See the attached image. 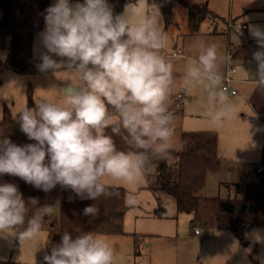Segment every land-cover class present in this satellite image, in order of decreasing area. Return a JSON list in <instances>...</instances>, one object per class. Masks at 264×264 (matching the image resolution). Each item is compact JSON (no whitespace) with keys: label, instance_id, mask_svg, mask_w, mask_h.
I'll use <instances>...</instances> for the list:
<instances>
[{"label":"clouds","instance_id":"obj_1","mask_svg":"<svg viewBox=\"0 0 264 264\" xmlns=\"http://www.w3.org/2000/svg\"><path fill=\"white\" fill-rule=\"evenodd\" d=\"M46 12L39 34L45 51L37 67L54 75L64 70L74 79L63 81L58 98H42L34 108L25 105L18 111L21 131L35 143L18 146L0 133V175L19 177L45 193L60 185L80 200L93 201L113 194L109 180L139 185L155 173L157 162L181 150L171 110L174 66L165 55L169 45L160 25V5L135 0L114 14L108 0H56ZM249 31L259 50L253 53L256 72L247 78L255 89H264V28L252 26ZM186 63L180 90L199 84L210 125L223 126L236 113L221 88L217 46L201 44L198 55ZM114 136L128 150L118 149ZM37 204L36 198L26 204L17 185L0 184V237H14L21 246L35 239L52 210ZM99 212L95 204L83 209L92 218ZM255 231L254 242L264 243ZM114 261L106 240L92 233L73 239L69 231L43 256V264Z\"/></svg>","mask_w":264,"mask_h":264},{"label":"rangeland","instance_id":"obj_2","mask_svg":"<svg viewBox=\"0 0 264 264\" xmlns=\"http://www.w3.org/2000/svg\"><path fill=\"white\" fill-rule=\"evenodd\" d=\"M207 1L209 9L217 14L218 20L216 24L203 21L196 35L189 34L184 10L176 3L172 7L171 23L167 27L164 26L162 16L160 18V25L168 37L169 46L165 55L176 73L172 96L180 92L187 66L186 59L197 56L201 44L217 46L223 74L222 88L228 67L229 48L239 43L240 36L253 38L249 31L252 26L264 28V0ZM54 3L56 0H52L50 6ZM75 3L77 2L72 4ZM230 18L248 25L247 35L244 30H229L227 26L225 30L224 21ZM44 29L45 23L34 37L33 56L37 65L41 63L40 53L45 51L39 38ZM6 56V49H0V119L3 105H7L11 113L16 115L28 103L29 89L35 103L42 98L55 99L61 95L59 87L64 86L63 81L74 79V76L64 70L58 71L56 75L51 71L39 70L16 72L5 66ZM53 58L60 59L55 56ZM231 62L236 73L231 75L229 86L236 93L223 92L236 114L223 126L210 125L206 94L199 84L187 92L182 91V97L171 104L178 145L182 131L209 130L217 136L220 159L216 169L206 172L205 184L198 193L202 197L241 198L247 184H258L261 179L264 180V123L255 116L247 102L254 88L247 78L248 73L255 74L257 63L233 58ZM53 84L57 88H51ZM258 167H263L262 173L256 172ZM109 182L111 186H122L127 191L128 206L122 234L98 235L113 249L114 264H264V243L254 242L255 230H259V234L264 237V225H251L243 233L241 240L233 231L224 228L212 230L217 234L215 240L209 238L211 231L199 228L202 234L196 236V228L190 226L191 215L177 211L172 196L165 193L153 194L144 188L145 180L137 186L112 180ZM157 209L163 218L154 216ZM48 234V229L43 228L35 239L22 246L14 237H0V264H43L45 248H39L46 244Z\"/></svg>","mask_w":264,"mask_h":264},{"label":"trees","instance_id":"obj_3","mask_svg":"<svg viewBox=\"0 0 264 264\" xmlns=\"http://www.w3.org/2000/svg\"><path fill=\"white\" fill-rule=\"evenodd\" d=\"M73 2L84 3L85 0H70V3ZM129 2L135 0H108L113 6L114 14L122 13L125 4ZM148 3L160 5L165 27L171 23L172 6L176 3L184 8L190 34L198 33L201 22L206 18L216 17L209 10L206 0H148ZM50 4L51 0H0V49L7 51L5 66L20 73L39 70L33 56V43L36 32L44 26L46 9ZM257 50V43L246 39L229 48L233 59L252 60L255 63L253 53ZM248 101L258 117L264 121V89H255ZM27 102L28 107L34 108L35 102L30 89L27 92ZM16 116L7 105H3L0 133L18 146L35 143L21 131ZM108 134H111L110 129ZM113 138L118 149L128 150V146L119 136ZM180 146L181 150L173 151L170 160L157 162L155 173L146 178L147 188L153 194L165 193L172 196L177 211L191 215V227L203 231L224 228L238 234L242 223L264 225L263 179L258 184H247L241 198L219 199L198 195L205 184L206 172L216 169L220 159L215 132L183 131ZM3 183L17 185L26 204L30 198H36V207H52L43 222V228L49 231L45 247L48 254L51 247L60 242L63 231H69L73 239L84 233L117 235L124 231L123 220L128 206L126 190L122 186L110 185V191L113 193L111 196H102L93 201L80 200L70 189L60 185L45 193L19 177L8 174L0 175V184ZM92 204L100 210L96 218L83 215V209ZM156 216H161L158 209Z\"/></svg>","mask_w":264,"mask_h":264},{"label":"built area","instance_id":"obj_4","mask_svg":"<svg viewBox=\"0 0 264 264\" xmlns=\"http://www.w3.org/2000/svg\"><path fill=\"white\" fill-rule=\"evenodd\" d=\"M227 28L229 30H239L240 29L242 31V30L246 29V24H242V23L236 21L235 19H229L227 21ZM231 58H232L231 54L228 50V53H227V66L228 67L226 70V78L224 80L225 84H223L222 90L228 91V93H230V94H235L236 93L235 90L230 89V86H229L230 82L232 81L231 75L236 72V69L232 65ZM181 97H182V91L180 90V92H178L176 95L172 96L171 100L177 101ZM256 170H257V173H261L263 170V167H258ZM249 226H250V223H242L240 226V229H239L240 233H244L249 228ZM194 233L195 234H201L200 230L198 228H196L194 230Z\"/></svg>","mask_w":264,"mask_h":264},{"label":"crops","instance_id":"obj_5","mask_svg":"<svg viewBox=\"0 0 264 264\" xmlns=\"http://www.w3.org/2000/svg\"><path fill=\"white\" fill-rule=\"evenodd\" d=\"M207 1V0H206ZM51 2H52V0H51ZM207 6H208V1H207ZM173 7V6H172ZM180 7V6H179ZM181 9H183L184 10V16H185V20H186V23H187V13H186V10L184 9V8H182V7H180ZM209 8V7H208ZM216 17L215 18H206L205 20H207V21H209L210 23H212V24H216L217 23V20H218V16H217V14L214 12V11H212L211 9H209ZM230 19H234V18H230ZM204 20V21H205ZM235 20H237V19H235ZM203 22V21H202ZM201 22V23H202ZM238 22H240V23H242L241 21H239L238 20ZM173 23V22H172ZM242 24H244V23H242ZM224 29L226 28V26H227V21H224ZM187 30H188V27H187ZM226 30V29H225ZM228 30V29H227ZM244 31L246 32V35H247V31H248V25H246V29H244ZM189 32V31H188ZM223 32V31H222ZM225 32V31H224ZM228 33V32H227ZM190 34V33H189ZM196 34H198V33H196ZM196 34H194V35H196ZM242 39H246V40H249V41H252V42H256L255 41V39L254 38H248V36L247 37H243V36H240V40H239V43H237L235 46H237V45H239L240 44V42H241V40ZM230 45V44H229ZM236 73V72H235ZM234 73V74H235ZM234 74H232V75H234ZM175 75H176V73L174 72V77H175ZM254 90H255V88H253V90L251 91V93H250V95L248 96V98H247V102H248V104H249V106H250V108H251V110H253V108L251 107V105H250V103H249V98H250V96L253 94V92H254ZM253 112H254V114H255V116L261 121V122H263L264 123V121L263 120H261L259 117H258V115L256 114V112L253 110ZM183 132V131H182ZM181 132V133H182ZM219 155H220V153H218ZM257 169V168H256ZM263 171V170H262ZM256 172H257V170H256ZM262 173V172H261ZM109 184H110V182H109ZM112 186H114V185H112ZM144 188H146V189H148L147 188V183H146V179H145V186H144ZM148 190H150V189H148ZM151 191V190H150ZM152 192V191H151ZM126 195H127V191H126ZM157 206H158V204H157ZM155 214H154V216H156V210H155V212H154ZM156 217H158V218H163L162 216H156ZM191 220V219H190ZM251 226V225H250ZM250 226H249V228H250ZM216 232V231H215ZM235 233V232H234ZM195 234V233H194ZM202 234V233H201ZM243 234V233H242ZM196 236H198V235H200V234H195ZM216 235L217 234H215L213 231H211L210 233H209V238H211V239H216ZM235 235L237 236L238 234L237 233H235Z\"/></svg>","mask_w":264,"mask_h":264},{"label":"water","instance_id":"obj_6","mask_svg":"<svg viewBox=\"0 0 264 264\" xmlns=\"http://www.w3.org/2000/svg\"><path fill=\"white\" fill-rule=\"evenodd\" d=\"M218 156H220L219 154H218ZM190 226H192V224H190ZM243 234L242 233H238V235H237V237L241 240L242 238H243Z\"/></svg>","mask_w":264,"mask_h":264}]
</instances>
